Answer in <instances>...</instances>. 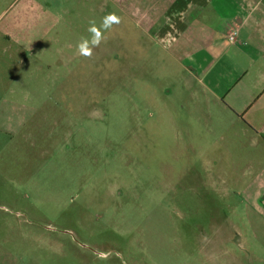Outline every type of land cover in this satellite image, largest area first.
<instances>
[{"label":"rangeland","instance_id":"374dc122","mask_svg":"<svg viewBox=\"0 0 264 264\" xmlns=\"http://www.w3.org/2000/svg\"><path fill=\"white\" fill-rule=\"evenodd\" d=\"M44 9L55 24L40 23ZM109 14L120 22L105 30ZM126 21L110 0H64L62 11L61 0H0V262L264 264L250 190L221 172L240 142L171 123L158 97L192 115L163 93L179 86L174 69L155 76L139 59L148 39ZM93 23L104 39L76 56ZM15 36L45 42L32 51Z\"/></svg>","mask_w":264,"mask_h":264},{"label":"crops","instance_id":"0c3cea01","mask_svg":"<svg viewBox=\"0 0 264 264\" xmlns=\"http://www.w3.org/2000/svg\"><path fill=\"white\" fill-rule=\"evenodd\" d=\"M94 1L91 0V4ZM110 2L121 8L127 17L125 24H138L148 39L139 48L141 62L153 60L157 77L160 68L174 69L172 76H176L179 86L164 88L163 93L179 99L180 108L192 110V115L174 116L172 109L179 103L169 106L164 103V96L158 97L159 108L171 110V123L217 126L209 129L210 132L225 139L230 134L229 140L240 142L241 148L234 151V159L225 161L232 168L227 170L223 164L221 172L227 174L232 170L236 175L234 184L250 190L247 193L253 215L247 222L255 238L264 237V0ZM62 3L64 0H61V11ZM22 7L13 18L16 26L25 22L24 15L30 9ZM55 17L53 12L44 9L38 20L41 19V24H55ZM234 28L238 29V36L232 42L229 34ZM15 37L16 45L29 46L32 51L45 42L44 39ZM152 47L154 53L149 50ZM4 50L7 56L9 49L4 47ZM17 50L12 47V54ZM74 54L83 56L77 47ZM141 71L147 74V66H141ZM11 86L9 83V88ZM14 105L18 106L12 102L11 108ZM176 131L182 134L183 130ZM244 141L247 145L242 148ZM222 178L223 183L228 182L225 176Z\"/></svg>","mask_w":264,"mask_h":264},{"label":"clouds","instance_id":"9594fccd","mask_svg":"<svg viewBox=\"0 0 264 264\" xmlns=\"http://www.w3.org/2000/svg\"><path fill=\"white\" fill-rule=\"evenodd\" d=\"M119 22V18L115 14H109L104 18L101 27L107 30L110 29L113 24H118ZM89 32L91 33V39L85 38L77 45L79 53L86 57H90L92 55V47H98L102 39H104L103 33L94 23L89 28Z\"/></svg>","mask_w":264,"mask_h":264},{"label":"built area","instance_id":"2783aa9c","mask_svg":"<svg viewBox=\"0 0 264 264\" xmlns=\"http://www.w3.org/2000/svg\"><path fill=\"white\" fill-rule=\"evenodd\" d=\"M237 36H238V29H237V28H234V29L230 32V34H229V39H230L232 42H234V41H236Z\"/></svg>","mask_w":264,"mask_h":264}]
</instances>
